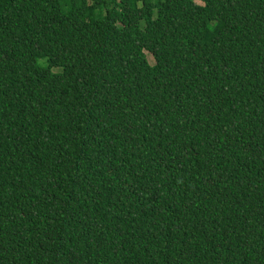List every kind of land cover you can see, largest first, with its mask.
Wrapping results in <instances>:
<instances>
[{
	"label": "trees",
	"instance_id": "trees-1",
	"mask_svg": "<svg viewBox=\"0 0 264 264\" xmlns=\"http://www.w3.org/2000/svg\"><path fill=\"white\" fill-rule=\"evenodd\" d=\"M0 264H264V0H0Z\"/></svg>",
	"mask_w": 264,
	"mask_h": 264
},
{
	"label": "rangeland",
	"instance_id": "rangeland-1",
	"mask_svg": "<svg viewBox=\"0 0 264 264\" xmlns=\"http://www.w3.org/2000/svg\"><path fill=\"white\" fill-rule=\"evenodd\" d=\"M149 59H150L151 62H153V60H154L151 55H149Z\"/></svg>",
	"mask_w": 264,
	"mask_h": 264
}]
</instances>
